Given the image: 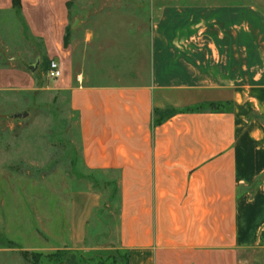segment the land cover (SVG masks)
<instances>
[{"label":"crops","instance_id":"obj_1","mask_svg":"<svg viewBox=\"0 0 264 264\" xmlns=\"http://www.w3.org/2000/svg\"><path fill=\"white\" fill-rule=\"evenodd\" d=\"M70 3L0 0V14L16 13L26 43L40 46L23 56L39 59L33 73L14 58L0 65L20 78L16 87L0 78V91L66 95L76 116L73 166L117 173L105 183L116 197L57 196V222L29 230L40 244L0 253L59 250L56 264H85L87 250L109 252L104 260L124 254L126 264H264V8L150 0L137 58L82 21L74 31ZM50 60L61 76L35 82L28 73ZM117 75L138 79H110Z\"/></svg>","mask_w":264,"mask_h":264},{"label":"rangeland","instance_id":"obj_2","mask_svg":"<svg viewBox=\"0 0 264 264\" xmlns=\"http://www.w3.org/2000/svg\"><path fill=\"white\" fill-rule=\"evenodd\" d=\"M149 1L71 0L73 20L79 21L73 30L79 31L85 27L114 37L119 43L111 44V49L117 51L118 47L119 50L129 47V54L137 55L139 50L141 54L138 53L136 57H141L143 45L139 41L147 31L146 13L141 5ZM229 1L234 0H227ZM240 1L264 8V0ZM81 21L83 26L80 28ZM78 35L80 34L77 33ZM127 35L130 36L129 44H121L120 41ZM26 40L25 28L18 15L14 12L0 14V65L13 58L15 61L21 58L28 64L34 63V57L26 60L23 56H26L31 47L38 51L40 46L36 43H26ZM137 58L132 62L133 66L139 62ZM44 68L41 64L35 73L36 76L25 73L35 82V77L43 75L42 82L45 86H50ZM0 78L10 87H16L17 81H20L16 72L6 68H0ZM119 78L124 82L138 79L125 75L113 76L110 79L117 81ZM24 111L28 113L27 117L10 118L11 114ZM75 128L76 116L68 106L67 96L56 90L0 91V247L17 249L19 246L40 244L38 239L29 235V230L52 226V223L57 222L53 219L58 206L53 201L57 196L66 197L68 200L77 194L75 192L81 191L84 195L95 194L104 198L112 193L113 197H116L115 186L107 188L105 183H117V173H90L81 170L79 164L74 168L73 160H78L75 152L78 142L73 138ZM42 195H49L51 202L46 204L45 201L42 203L37 199ZM48 207L49 214L43 217V211L48 212ZM36 214L39 219L35 218ZM68 216L66 210L67 223ZM88 224L90 225V221ZM7 237L15 241H9ZM1 253L0 264H48L44 258L45 254H49L46 252L6 250ZM108 253L92 254L87 250L81 255L85 264H97L98 258L103 259V264L126 263L124 254L114 252H110L109 256L112 258L104 260ZM34 256L39 259L37 263L33 262Z\"/></svg>","mask_w":264,"mask_h":264},{"label":"water","instance_id":"obj_3","mask_svg":"<svg viewBox=\"0 0 264 264\" xmlns=\"http://www.w3.org/2000/svg\"><path fill=\"white\" fill-rule=\"evenodd\" d=\"M79 21L75 20L72 24V27H75L77 25ZM17 60L19 61V63L25 68L27 69L29 72L33 73L35 72V70L38 68L39 66V59H36V61L32 64H28L26 63L24 60H22L21 58H17ZM28 113L27 112H16L10 115L11 119H16V118H25L27 117Z\"/></svg>","mask_w":264,"mask_h":264},{"label":"trees","instance_id":"obj_4","mask_svg":"<svg viewBox=\"0 0 264 264\" xmlns=\"http://www.w3.org/2000/svg\"><path fill=\"white\" fill-rule=\"evenodd\" d=\"M15 1V6H17V0H14ZM125 256V262H127V256ZM35 259L33 260L34 263H37L38 262V257L37 256H34ZM62 257H63V252L62 251H55L53 253H49V254H45L44 255V258L47 259L48 261V264H56V263H59L62 261ZM110 258V257H109ZM98 264H102V262L100 261V259L98 258ZM126 264V263H125Z\"/></svg>","mask_w":264,"mask_h":264},{"label":"built area","instance_id":"obj_5","mask_svg":"<svg viewBox=\"0 0 264 264\" xmlns=\"http://www.w3.org/2000/svg\"><path fill=\"white\" fill-rule=\"evenodd\" d=\"M46 76L49 79H57L61 76V69L55 60H50L46 70Z\"/></svg>","mask_w":264,"mask_h":264}]
</instances>
